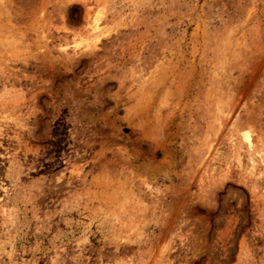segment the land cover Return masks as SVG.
Segmentation results:
<instances>
[{
	"label": "rangeland",
	"instance_id": "obj_1",
	"mask_svg": "<svg viewBox=\"0 0 264 264\" xmlns=\"http://www.w3.org/2000/svg\"><path fill=\"white\" fill-rule=\"evenodd\" d=\"M0 264H264V0H0Z\"/></svg>",
	"mask_w": 264,
	"mask_h": 264
},
{
	"label": "bare ground",
	"instance_id": "obj_2",
	"mask_svg": "<svg viewBox=\"0 0 264 264\" xmlns=\"http://www.w3.org/2000/svg\"><path fill=\"white\" fill-rule=\"evenodd\" d=\"M243 138H244V140H246V141H250V136H249V134H248L247 132H245V133L243 134Z\"/></svg>",
	"mask_w": 264,
	"mask_h": 264
}]
</instances>
